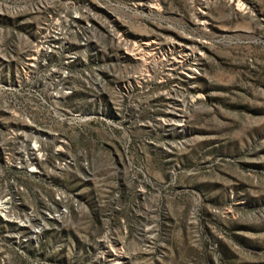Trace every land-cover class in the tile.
Masks as SVG:
<instances>
[{
    "label": "rangeland",
    "instance_id": "rangeland-1",
    "mask_svg": "<svg viewBox=\"0 0 264 264\" xmlns=\"http://www.w3.org/2000/svg\"><path fill=\"white\" fill-rule=\"evenodd\" d=\"M56 27L59 62H21ZM49 66L74 85L55 105L102 110L85 142L53 124L92 158L96 198L38 242L0 222V264H100L115 246L127 264H264V0H0V194L20 182L34 209L71 184L25 173L36 138L22 111L59 74Z\"/></svg>",
    "mask_w": 264,
    "mask_h": 264
},
{
    "label": "built area",
    "instance_id": "built-area-1",
    "mask_svg": "<svg viewBox=\"0 0 264 264\" xmlns=\"http://www.w3.org/2000/svg\"><path fill=\"white\" fill-rule=\"evenodd\" d=\"M64 33L61 27H56L51 33L41 34V39L38 40L46 46L42 57L26 55L21 62H30L31 66H33L31 62H59L60 55L55 48L57 40L61 39ZM75 59L76 56L69 52L63 62L67 64L74 62ZM50 70L59 74L51 76L44 84L45 91H36L33 105L23 108L22 111L31 117H27L26 122L33 127L36 138V143H31L28 147L29 156H25L24 159L25 173L28 177L36 179L42 178L43 175L58 179L60 174L66 173L71 184L68 188L61 185L62 183L54 184L50 198L42 195L45 207L34 209L32 206L21 204L22 194L26 191L24 185L9 180L11 191L4 190L0 194V222L15 226L18 233L15 241L18 243L38 242L49 231H61L63 224L72 223L74 216L88 213L96 198L95 174L91 170L92 158L83 148L84 146L72 152L70 150L72 138L54 126L58 123L56 126L72 129L71 134L85 142L89 138L90 124L104 120L102 110L83 111L55 105L53 102L56 100H62L72 94L74 85L70 83L66 72L57 71L52 67ZM39 120L42 122L39 123ZM46 145L52 148L47 150L44 148ZM18 163V161L10 162L17 169L20 168ZM118 196V191L112 192L113 200H117ZM114 208H117L116 204ZM113 232L114 229L105 224L97 241L107 246L106 241L113 238ZM108 249L110 252L102 256L100 264H108V261L119 253L117 246ZM108 249L106 248V251ZM94 260H96L95 256L91 262Z\"/></svg>",
    "mask_w": 264,
    "mask_h": 264
},
{
    "label": "bare ground",
    "instance_id": "bare-ground-1",
    "mask_svg": "<svg viewBox=\"0 0 264 264\" xmlns=\"http://www.w3.org/2000/svg\"><path fill=\"white\" fill-rule=\"evenodd\" d=\"M146 44H148V43H146ZM173 46H175L174 44H173ZM178 46H180V53H181V55H179V57H181V58H183V56H186L188 53H187V51H188V49H189V47L188 46H184L183 44L182 45H180V44H178ZM190 51V50H189ZM190 53V52H189ZM124 54H126V55H128V56H130V57H134V58H139L140 56H139V52H136L135 50H134V48H132L131 50H124ZM178 57V56H177ZM180 58V59H181ZM184 59V58H183ZM177 60V59H176ZM178 61H179V59H178ZM171 63V62H170ZM187 63V62H186ZM196 63V62H195ZM177 65V64H176ZM171 67H172V65H171ZM176 67V66H175ZM186 67H188V66H186ZM190 67V66H189ZM185 75L187 76V77H189V78H194V73H193V71H192V69L191 68H187V72L185 73ZM117 261L115 262V264H127V257H126V255H124V254H122L121 252H119V253H117Z\"/></svg>",
    "mask_w": 264,
    "mask_h": 264
}]
</instances>
